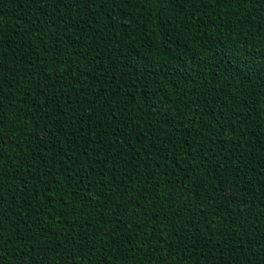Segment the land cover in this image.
Instances as JSON below:
<instances>
[{
    "label": "trees",
    "instance_id": "trees-1",
    "mask_svg": "<svg viewBox=\"0 0 264 264\" xmlns=\"http://www.w3.org/2000/svg\"><path fill=\"white\" fill-rule=\"evenodd\" d=\"M0 264H264V0H0Z\"/></svg>",
    "mask_w": 264,
    "mask_h": 264
},
{
    "label": "snow or ice",
    "instance_id": "snow-or-ice-1",
    "mask_svg": "<svg viewBox=\"0 0 264 264\" xmlns=\"http://www.w3.org/2000/svg\"><path fill=\"white\" fill-rule=\"evenodd\" d=\"M198 2H201V0H181L182 4H188V5H195Z\"/></svg>",
    "mask_w": 264,
    "mask_h": 264
}]
</instances>
